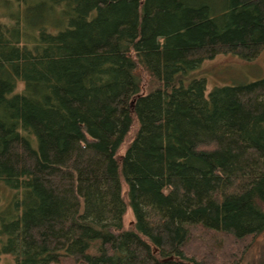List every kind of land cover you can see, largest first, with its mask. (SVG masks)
Returning <instances> with one entry per match:
<instances>
[{
    "label": "trees",
    "instance_id": "16d2710c",
    "mask_svg": "<svg viewBox=\"0 0 264 264\" xmlns=\"http://www.w3.org/2000/svg\"><path fill=\"white\" fill-rule=\"evenodd\" d=\"M13 1L0 257L264 264V78L207 95L193 74L264 50V0Z\"/></svg>",
    "mask_w": 264,
    "mask_h": 264
},
{
    "label": "rangeland",
    "instance_id": "374dc122",
    "mask_svg": "<svg viewBox=\"0 0 264 264\" xmlns=\"http://www.w3.org/2000/svg\"><path fill=\"white\" fill-rule=\"evenodd\" d=\"M13 3V0H0V23H10V17L19 12L17 9H14ZM193 74L195 77L206 80L207 95L216 87L246 84L263 79L264 50L253 61H244L231 54L219 55L213 60L205 61ZM134 133L135 131L132 133L128 143L119 151L120 155L126 152L128 144L134 137ZM13 195L14 192L4 183L0 185V209L13 198ZM133 220L132 213L128 212L126 222H132ZM258 242H264V235L260 237ZM208 244L209 242L207 241L206 245ZM257 252L258 250L256 249L255 253ZM12 262L13 258L11 256L0 257V264H11Z\"/></svg>",
    "mask_w": 264,
    "mask_h": 264
}]
</instances>
